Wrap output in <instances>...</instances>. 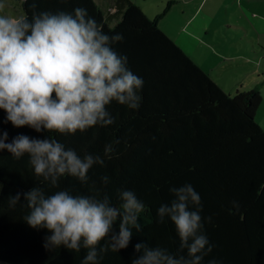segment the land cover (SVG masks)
<instances>
[{
    "label": "trees",
    "instance_id": "16d2710c",
    "mask_svg": "<svg viewBox=\"0 0 264 264\" xmlns=\"http://www.w3.org/2000/svg\"><path fill=\"white\" fill-rule=\"evenodd\" d=\"M77 7L87 9L109 36L122 34L123 40L112 46L143 79L142 99L135 110L112 102L107 110L116 119L111 125L64 135L37 133L27 126L15 128L0 110V132L8 133V142L21 134L51 137L80 157L92 154L104 159L103 166L89 170L87 183L64 176L59 188H53L34 175L27 155L16 158L0 152V264H82L89 251L83 245L78 252L64 246L45 247V237L51 233L27 224L30 209L23 195L10 206L11 197L36 186L46 194L67 190L74 196L107 195L117 207L123 190L134 191L143 201L146 210L139 215L141 230L133 229L126 249L109 248L98 255L97 264H131L139 255L134 252L138 242L187 258L174 225L167 217L159 223L157 216L160 205L174 199L169 189L186 184L200 194L203 232L212 245L201 264H264V130L255 120L260 92H224L158 28L156 19L147 18L130 0H115L111 26L94 0L21 3L22 17L29 20L35 13H71ZM110 143L114 150L105 156ZM105 175L107 184L101 179ZM106 243L101 241L98 253Z\"/></svg>",
    "mask_w": 264,
    "mask_h": 264
},
{
    "label": "clouds",
    "instance_id": "9594fccd",
    "mask_svg": "<svg viewBox=\"0 0 264 264\" xmlns=\"http://www.w3.org/2000/svg\"><path fill=\"white\" fill-rule=\"evenodd\" d=\"M3 7L0 3V9ZM122 40L120 33L106 34L82 7L71 13H35L31 20L26 15H0V110L6 113L7 122L15 128L27 126L37 133L64 135L113 124L116 118L107 110L112 102L138 109L144 82L128 68L127 57L112 46ZM113 150L111 143L106 145L105 156ZM3 151L16 158L27 155L34 175L53 188H59L64 176L87 183L89 170L104 165L101 156L80 157L51 137L21 134L8 142V133L0 132ZM101 179L104 184L109 182L106 175ZM169 191L174 199L160 205L158 222L163 223L166 217L171 221L187 258L138 242L134 252L139 255L131 264H201L212 251L203 232L200 194L190 184ZM21 195L30 209L27 224L51 233L45 237V247L64 246L78 252L83 245L89 251L82 264H97L98 255L109 248L116 252L126 249L133 229L141 230L139 215L146 210L131 190L119 192V207L112 205L107 195L74 196L67 190L46 194L38 186L18 192L10 198V206H15ZM105 240L98 253L97 246Z\"/></svg>",
    "mask_w": 264,
    "mask_h": 264
},
{
    "label": "crops",
    "instance_id": "0c3cea01",
    "mask_svg": "<svg viewBox=\"0 0 264 264\" xmlns=\"http://www.w3.org/2000/svg\"><path fill=\"white\" fill-rule=\"evenodd\" d=\"M130 1L134 3L133 0ZM166 1L170 2V7L179 3L178 12L181 17L185 18V14H188L183 24L186 25L184 31L189 26L188 37L197 42V47L203 48L200 58L202 62L182 49L180 44L177 45L191 56L224 92L229 95L255 89L260 92L261 101L255 113V120L264 130L263 118L261 119L258 113L264 102V0ZM94 2L104 10L109 19L111 9L115 10V0ZM108 8L110 11L107 14ZM232 12L235 16L234 24H229L231 22L228 14ZM221 15H225L223 24L226 28H232L236 32L219 31L218 34L206 35L215 18Z\"/></svg>",
    "mask_w": 264,
    "mask_h": 264
},
{
    "label": "rangeland",
    "instance_id": "374dc122",
    "mask_svg": "<svg viewBox=\"0 0 264 264\" xmlns=\"http://www.w3.org/2000/svg\"><path fill=\"white\" fill-rule=\"evenodd\" d=\"M23 0H0V3L4 5L3 9H0V15L12 16L16 18L22 17L23 11L21 8V3ZM134 3L140 8L145 16L151 20H157V26L160 30H162L172 41L176 44H180L182 49H184L189 54H193L201 61L202 56V47H197V42L194 41L192 38L188 37L187 31H189L190 27L188 26L186 31H184V21L188 14H185V18L179 15L178 10L180 9L179 3L174 4L170 7V2L166 0H133ZM109 8L106 10L107 14L109 13ZM115 10L111 9V14H113ZM223 12V11H222ZM107 16V15H106ZM225 16V15H224ZM224 16L216 17L214 23L210 26L208 30V36L211 33L218 34L219 31L221 32H230L235 33L236 31L232 28L227 29L226 26L223 24ZM230 22L229 24H234L233 19H235L234 13L228 14ZM199 17L197 20H199ZM223 17V19H222ZM196 20V21H197ZM221 21V23H220ZM108 25L111 26L114 23V19H110L107 21ZM183 26V27H182ZM213 28V29H212ZM205 35H203L204 37ZM207 38V37H204ZM219 40V38H217ZM247 44V43H246ZM250 47V45L248 44ZM213 59H215L213 57ZM216 61V59H215ZM261 116V119L264 122V102L262 104L260 112H258Z\"/></svg>",
    "mask_w": 264,
    "mask_h": 264
}]
</instances>
